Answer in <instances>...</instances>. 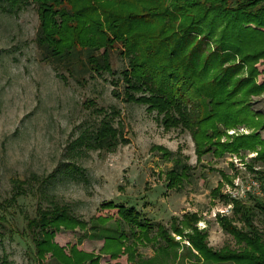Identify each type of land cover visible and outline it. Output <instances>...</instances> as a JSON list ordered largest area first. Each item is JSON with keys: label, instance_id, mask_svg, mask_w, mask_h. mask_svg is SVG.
Segmentation results:
<instances>
[{"label": "rangeland", "instance_id": "rangeland-1", "mask_svg": "<svg viewBox=\"0 0 264 264\" xmlns=\"http://www.w3.org/2000/svg\"><path fill=\"white\" fill-rule=\"evenodd\" d=\"M38 25L33 4L16 14L0 9V214L7 218L0 235V259L8 264L52 262L51 253L41 261L34 255L33 235L24 216L32 217L38 207L55 203L68 206L82 223L48 228L52 242L68 256L74 246L97 258L98 264H206L195 258L198 253L187 241L193 227L207 233L213 250L235 248L234 238L215 217L226 212V200L212 190L221 184V195L236 193L251 202L250 192L264 198L257 175L247 165L264 169V164L250 161L256 153H226L221 158L209 153L197 160L188 130L180 125L167 128L162 114L146 104L123 101L122 83L111 82L118 74L91 71L85 52L74 61L72 71L44 61L36 44ZM110 56L115 70L126 67V58L116 50ZM257 65L261 71L257 80L262 81L264 64ZM245 72L246 68L239 76ZM248 98L250 108L264 116V91ZM106 114L118 130L117 143L92 147L91 134ZM250 131L239 127L227 133ZM259 133L264 139V129ZM182 166L188 168L186 178L168 187L171 169ZM16 181L22 182L24 194L17 203H8ZM109 200L135 206L142 220L153 224L149 236L154 239L143 238L135 225L129 233V224L116 210L101 207ZM190 213L200 218L193 226L184 223V215ZM118 223L129 236L131 260L122 248L107 247L105 242L107 236L118 235ZM158 225L164 226L175 246L158 235ZM115 251L118 254L111 256Z\"/></svg>", "mask_w": 264, "mask_h": 264}, {"label": "trees", "instance_id": "trees-1", "mask_svg": "<svg viewBox=\"0 0 264 264\" xmlns=\"http://www.w3.org/2000/svg\"><path fill=\"white\" fill-rule=\"evenodd\" d=\"M31 4L39 18L36 44L44 61L72 71L74 61L85 52L91 71L118 74L111 82L114 86L122 83L123 101L146 104L150 111L162 114L167 128L180 125L188 130L197 160L209 153L221 158L226 153L251 151L256 155L250 161L264 164V139L259 133L264 129V116L250 108L248 98L264 91V80H257L261 73L257 63L264 64V0H0V9L16 14ZM113 50L127 60L126 67L118 71L110 61ZM244 68L245 74L239 76ZM118 93L114 90L119 97ZM108 117L106 114L91 134L92 147L116 145L118 130ZM239 127L251 131L227 133ZM247 165L264 192V169ZM187 169H171L168 187L182 182ZM21 184L14 182L16 191L8 203H17L24 194ZM220 186L212 193L223 196L231 213L215 217L237 246L213 250L207 244V233L193 227L187 241L198 253L195 258L206 264H264V198L250 192L247 197L251 202L221 195ZM101 207L116 210L129 224V233L135 225L143 238L154 239L149 236L153 224L142 220L135 206L109 200ZM184 216L187 226L200 219L197 213ZM24 217L33 235L34 255L40 261L51 253L50 264H98L97 258L80 253L74 246L72 256H68L52 242L53 232L48 228L82 223L68 206L55 203L38 207L34 216ZM6 223V215L0 214V235ZM117 227V236L105 238L107 247L122 248L131 260V248L126 244L129 236L122 224ZM157 231L168 244L176 245L163 225H158ZM117 254L115 251L111 256ZM0 264L8 262L1 258Z\"/></svg>", "mask_w": 264, "mask_h": 264}, {"label": "built area", "instance_id": "built-area-1", "mask_svg": "<svg viewBox=\"0 0 264 264\" xmlns=\"http://www.w3.org/2000/svg\"><path fill=\"white\" fill-rule=\"evenodd\" d=\"M231 197H238V196H237V194H236V193H232V194H231ZM230 208H231V205H230V204H228V205H227V207H226V209H225V211H226L225 213H227V211H229V210H230ZM221 213H224V212H221Z\"/></svg>", "mask_w": 264, "mask_h": 264}]
</instances>
